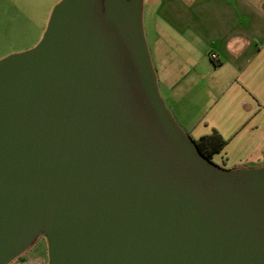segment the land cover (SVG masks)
Returning a JSON list of instances; mask_svg holds the SVG:
<instances>
[{
	"label": "water",
	"instance_id": "1",
	"mask_svg": "<svg viewBox=\"0 0 264 264\" xmlns=\"http://www.w3.org/2000/svg\"><path fill=\"white\" fill-rule=\"evenodd\" d=\"M142 0H60L0 59V264H264V167L201 156L161 98Z\"/></svg>",
	"mask_w": 264,
	"mask_h": 264
},
{
	"label": "crops",
	"instance_id": "2",
	"mask_svg": "<svg viewBox=\"0 0 264 264\" xmlns=\"http://www.w3.org/2000/svg\"><path fill=\"white\" fill-rule=\"evenodd\" d=\"M153 14L152 68L176 122L225 141L214 164L264 167V0H156Z\"/></svg>",
	"mask_w": 264,
	"mask_h": 264
},
{
	"label": "rangeland",
	"instance_id": "3",
	"mask_svg": "<svg viewBox=\"0 0 264 264\" xmlns=\"http://www.w3.org/2000/svg\"><path fill=\"white\" fill-rule=\"evenodd\" d=\"M60 0H0V59L32 48L40 40L50 12ZM142 30L152 66L156 64L150 50V30L156 0H142ZM156 75V74H155ZM162 76L163 73L157 72ZM161 98L165 90L157 82ZM40 241V246L38 242ZM8 264H47V246L43 236Z\"/></svg>",
	"mask_w": 264,
	"mask_h": 264
},
{
	"label": "trees",
	"instance_id": "4",
	"mask_svg": "<svg viewBox=\"0 0 264 264\" xmlns=\"http://www.w3.org/2000/svg\"><path fill=\"white\" fill-rule=\"evenodd\" d=\"M186 134L192 140L195 148L201 154V156L210 162H211L212 156L218 153L225 144V141L221 139L215 131H213L209 135L201 136L197 139H192L188 135V133ZM19 257L20 256H18L17 258Z\"/></svg>",
	"mask_w": 264,
	"mask_h": 264
},
{
	"label": "built area",
	"instance_id": "5",
	"mask_svg": "<svg viewBox=\"0 0 264 264\" xmlns=\"http://www.w3.org/2000/svg\"><path fill=\"white\" fill-rule=\"evenodd\" d=\"M209 58L211 61L214 62L216 60V55L214 53H211V54H209Z\"/></svg>",
	"mask_w": 264,
	"mask_h": 264
}]
</instances>
